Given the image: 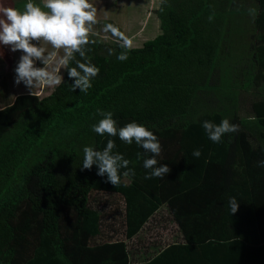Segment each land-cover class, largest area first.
I'll return each instance as SVG.
<instances>
[{
	"label": "trees",
	"instance_id": "16d2710c",
	"mask_svg": "<svg viewBox=\"0 0 264 264\" xmlns=\"http://www.w3.org/2000/svg\"><path fill=\"white\" fill-rule=\"evenodd\" d=\"M19 1L15 8L28 2ZM256 1L263 9L253 5L236 19L212 11L210 0H161L160 34L126 50L123 62L117 42L89 35L86 55L100 71L87 93L71 90L66 69L44 97L33 94L36 87L13 94L0 80V264H128L123 240L91 243L109 207L106 198L92 206L94 192L123 199L125 239L165 207L184 241L169 249L180 250L179 264H264V46L247 59L222 48L231 23L254 9L255 26L264 28V0ZM98 109L113 112L117 127L135 121L152 131L162 146L157 159L170 173L145 179L140 146L92 131ZM223 119L239 130L213 143L202 124ZM108 139L135 172L116 187L95 164L81 170L83 148L102 150ZM232 196L239 201L233 215Z\"/></svg>",
	"mask_w": 264,
	"mask_h": 264
},
{
	"label": "clouds",
	"instance_id": "9594fccd",
	"mask_svg": "<svg viewBox=\"0 0 264 264\" xmlns=\"http://www.w3.org/2000/svg\"><path fill=\"white\" fill-rule=\"evenodd\" d=\"M96 23L97 8L91 0H43L42 7L28 0L23 11L0 6V45L10 46L12 52L23 53L15 67V84L23 82L29 90L38 85L58 86L63 80L60 70L64 68L68 77L74 78L71 90L75 92L79 89L81 93H87L100 71L86 55L90 50L86 48L90 43L89 34ZM103 31L110 32L116 38L119 47L125 50L117 59L126 61V50L131 49L132 39L111 23L106 24ZM41 40L51 45L52 51L33 43ZM60 50H63V55L58 57ZM113 51L110 49L109 54H113ZM74 54H78L80 59H75ZM74 59L75 66L69 67V62ZM37 61L44 66L37 67ZM53 63L57 67L50 70L49 66ZM97 114L101 119L91 126L92 131L100 136H118L121 141L127 144L135 142L143 149V153L138 152L136 155L137 160L142 159L143 167L148 170L145 179L164 178L170 173L171 169L157 159L162 146L152 131L135 121L117 127L111 111L98 109ZM202 127L213 143H220L225 134L239 130V126L228 119H223L219 124L206 120ZM115 147L113 139H108L102 150L85 146L81 170H90L95 164L98 168L96 174L100 177L106 175L107 182L115 187L121 183L122 177L135 175L134 170L129 168L132 162L119 152H114ZM201 154L199 149L192 152L195 158ZM259 166L264 167V160L259 162ZM122 169L125 171L122 172ZM228 206L231 215L238 211L239 201L235 196L229 198Z\"/></svg>",
	"mask_w": 264,
	"mask_h": 264
},
{
	"label": "rangeland",
	"instance_id": "374dc122",
	"mask_svg": "<svg viewBox=\"0 0 264 264\" xmlns=\"http://www.w3.org/2000/svg\"><path fill=\"white\" fill-rule=\"evenodd\" d=\"M91 2L97 8V20L99 19V21L101 22H104L105 20H113L120 24V27L124 31V33L133 41V45L131 48L141 47L143 42L154 39L161 32L159 29L158 19L153 12V7H155L156 5L155 0L153 2L152 0H91ZM35 3L40 5L41 7L43 6V0H37ZM23 4L25 5L26 3ZM13 5H15V3H13ZM20 10L23 11L24 8ZM247 16H249L250 19L254 18V14L251 13H249ZM109 22L115 25L114 22ZM249 22L251 23V21ZM105 25V22L102 24L99 23L100 34H96L91 31L89 35L92 38L98 39L99 42L114 44L115 42H117V40L112 36L110 32L107 35V33L103 31ZM239 28V30H234L230 35V39L232 42L231 45L223 44L222 48L224 51H229L231 47H239L241 49L240 53L244 58H247V54L251 52H248L249 50L243 51L242 49L251 44L248 35V33H250V25L248 22L243 23L239 26ZM33 43L37 44L38 46L44 47L47 51H52L51 45L42 40L33 41ZM3 52H6L10 56L16 53L19 56L23 55L21 51L12 52L10 50V46L0 45V54H2ZM60 55H63V50H60V52L58 53V57ZM18 62L19 59L5 60L3 56H0V80L2 79V81H4L3 77H7L10 73L9 68L12 66H17ZM38 63L40 62L37 61L36 66L38 65ZM56 67L57 66L55 63L49 66L50 70ZM63 72L64 68H61L60 74L62 76ZM5 85L9 88V92L13 94H19L21 92H26L27 90L25 85L24 87L16 88L11 80L7 81V84L5 83ZM21 85H23V82H21ZM45 86L46 85H41L40 87L37 86L36 89L32 91L33 94L44 97L46 96L45 94H43L45 90L48 89L52 92L56 87L48 86L45 89ZM0 88H2L1 84ZM216 92H219V90H217ZM8 96L14 98L13 95L8 94ZM97 198H100L101 200L103 198H106L109 207L103 219V226H101V235L94 239L91 243L94 244L106 241L123 240L127 243L128 248L132 249L133 246L139 241V239H134L133 241H126L125 239L123 225V199L119 195L99 194L94 192L90 197V203L94 207L100 206L101 204L97 201ZM163 211H165V209H162L159 214L156 215L155 218H153L146 225L145 229L147 231H145L144 233L146 236L151 235L150 239H147V237L145 236L146 241L158 240L156 237H154L155 235L162 240L167 241L166 243H164V241H159L164 243L162 245H166L177 241L176 237L181 238L178 226L173 225L168 218H163V215H161ZM168 221L170 224L168 223L167 230H162V226Z\"/></svg>",
	"mask_w": 264,
	"mask_h": 264
},
{
	"label": "crops",
	"instance_id": "0c3cea01",
	"mask_svg": "<svg viewBox=\"0 0 264 264\" xmlns=\"http://www.w3.org/2000/svg\"><path fill=\"white\" fill-rule=\"evenodd\" d=\"M154 0H152L153 2ZM6 2L9 3V5L12 7L13 3H15V5H13V7H16V5L19 3L21 4L22 2L19 1V0H0V6L4 5L6 6ZM160 2L161 0H155V7H153V12L155 13L156 10H158L159 6H160ZM8 5V6H9ZM253 5L255 6H258V7H261L260 3L256 0H210V9L214 12H220L222 14H227L229 16H234L235 15V18L237 19V17H242L241 16V10L245 9V10H248L250 9L251 7H253ZM22 6V4L20 5ZM24 7H21V8H17V9H22ZM263 9V7H261ZM261 8H259V10H261ZM235 12V13H231V12ZM256 10H252L250 13L251 14H254V17H256L257 15L256 14ZM237 14V15H236ZM239 15V16H238ZM156 16V15H155ZM158 19V18H157ZM242 21L244 22H241L239 21L238 24L236 25H233L231 23V25L229 26L228 30L226 31L225 34H223V38H222V43H227L228 45H231V39H230V35L231 33L236 30V29H240L239 26L242 25L243 23H249L250 25V33H248L249 35V40H250V45H248L247 47L243 48L242 50L243 51H246V50H249L248 52H252V51H256L257 48L260 46H264V28H258L255 26L253 20L254 18H251L249 16H247L246 19H241ZM105 21H109V20H105ZM104 21V22H105ZM251 21V23L249 22ZM104 22H101L99 21V19L97 20V24H98V27H99V23L102 24ZM116 22V21H115ZM159 22V20H158ZM253 22V23H252ZM264 22V20H263ZM118 23V22H117ZM119 24V23H118ZM120 26V24H119ZM159 29H160V22H159ZM97 34H100V32L98 30L95 31ZM102 35V34H101ZM226 41V42H225ZM229 51H232V52H236V53H239L241 57H243V55L240 53L241 52V49L239 47H236V48H230ZM248 55V54H247ZM248 58V56H247ZM245 58V59H247ZM12 59H20V56L16 53L14 55H12ZM44 66V65H43ZM42 66V67H43ZM15 67L16 66H12L9 68V75L7 77H3L4 79V83L7 84V81L11 80L12 83L14 84V86L16 88H20V87H24V84L23 85H16L15 84ZM6 88H3L2 89V94H4ZM0 94V95H2ZM162 209H165V207H162L155 215L153 218H155L156 215L159 214V212L162 210ZM163 215L162 217L163 218H168L169 221L175 225L171 219H170V216L168 215L166 209L165 211L162 212ZM169 221L164 224L162 226V230H167L168 228V223ZM170 224V223H169ZM145 231L147 230H142L137 236L131 238V239H126V241H133L134 239H139V241L133 246L132 249H129L128 248V245L126 243V246H127V251H128V264H179V258L176 259L175 256L179 257V251L180 250H176L174 252L170 251V246L171 245H177V244H184V241L182 240V237L178 238L176 237L177 241L175 242H172V243H169V244H166V245H162L164 243H166L167 241L165 240H162L161 238L157 237L154 235V237H156L158 240H154V241H146L145 240ZM150 236L151 235H148L146 236L147 239H150ZM159 241H164V243L162 242H159ZM103 243V242H101ZM158 246L160 248V250L154 254L151 250V247L152 246ZM170 253H173V254H170ZM182 253H183V250H182ZM201 253L202 252H199V255L201 257ZM164 256L159 260V257L161 255ZM175 255V256H174ZM181 262V260H180Z\"/></svg>",
	"mask_w": 264,
	"mask_h": 264
}]
</instances>
